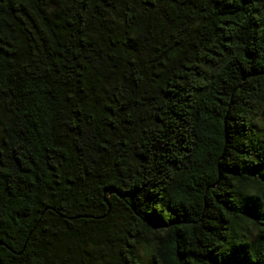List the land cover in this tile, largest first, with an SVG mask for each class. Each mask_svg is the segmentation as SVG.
<instances>
[{"label":"trees","instance_id":"16d2710c","mask_svg":"<svg viewBox=\"0 0 264 264\" xmlns=\"http://www.w3.org/2000/svg\"><path fill=\"white\" fill-rule=\"evenodd\" d=\"M264 0H0V264H264Z\"/></svg>","mask_w":264,"mask_h":264},{"label":"rangeland","instance_id":"374dc122","mask_svg":"<svg viewBox=\"0 0 264 264\" xmlns=\"http://www.w3.org/2000/svg\"><path fill=\"white\" fill-rule=\"evenodd\" d=\"M261 128H264V121L262 122V124H260Z\"/></svg>","mask_w":264,"mask_h":264}]
</instances>
